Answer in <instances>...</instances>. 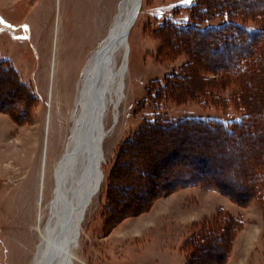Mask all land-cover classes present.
Here are the masks:
<instances>
[{
    "label": "rangeland",
    "instance_id": "obj_1",
    "mask_svg": "<svg viewBox=\"0 0 264 264\" xmlns=\"http://www.w3.org/2000/svg\"><path fill=\"white\" fill-rule=\"evenodd\" d=\"M211 2H226L242 16L235 23L264 32V0ZM118 3L0 0V264H32L40 240L35 227L39 215L41 226L48 216L81 71L107 35ZM190 4L143 0L129 37L120 115L105 118L104 181L82 223L74 264H264L261 194L241 203L197 183L157 191V181L170 186L203 172L242 198L264 171V37L229 39L219 49L217 34L214 42L195 30L178 35L174 27L193 23ZM255 11L262 12L257 20L249 15ZM208 18L204 28L222 22L215 13ZM242 57L249 67L237 76ZM243 102L255 126L244 124L240 144L227 132L147 129L153 122L239 121ZM154 169L159 176L147 185L141 171ZM218 233L225 241H210L212 248L196 258L197 242Z\"/></svg>",
    "mask_w": 264,
    "mask_h": 264
},
{
    "label": "bare ground",
    "instance_id": "obj_2",
    "mask_svg": "<svg viewBox=\"0 0 264 264\" xmlns=\"http://www.w3.org/2000/svg\"><path fill=\"white\" fill-rule=\"evenodd\" d=\"M133 3L134 0H119L117 13L113 21L119 15L124 17L130 11ZM137 19L130 29L129 37ZM109 30L107 35L91 50L81 71V79L77 85L78 95L71 112L72 125L70 133L66 141L65 151L57 161L53 173V197L46 206L48 216L45 224L41 226L42 214L39 215V225L35 227L38 230L40 240L34 251L32 264H64L67 256L73 263L72 251L78 245L79 240L77 244L68 249L66 238H59V233L63 227L62 225L71 218L74 212L76 214L78 212L82 213L83 207L78 208V205L82 199L86 198V193H89L97 179V175L92 174L91 159L93 158L88 152V138L86 137H93L97 144L104 132L105 141L109 135V132L105 129V118L109 112H112L114 120L117 121L121 105L125 99L129 51L127 54L125 46L107 41ZM103 144L102 162H98L99 151L96 149V152L94 151L96 156L94 161L100 164L101 169L104 161ZM90 146L93 147L94 144L91 143ZM88 208L85 211L83 221ZM59 222L61 225H59Z\"/></svg>",
    "mask_w": 264,
    "mask_h": 264
},
{
    "label": "trees",
    "instance_id": "obj_3",
    "mask_svg": "<svg viewBox=\"0 0 264 264\" xmlns=\"http://www.w3.org/2000/svg\"><path fill=\"white\" fill-rule=\"evenodd\" d=\"M238 1H240V0H238ZM188 7H189L188 10L194 14V16H192L193 17V20H192L193 23L189 24L188 26H183L180 29L174 27V29H177V31L179 32L178 35H183L186 32L195 30L199 34L205 35V37H207V39L209 41L214 42L211 39V36L217 34V36L215 37V42L218 43L219 47H217V48H219V49H224L225 47H227V42H228L227 40H229V39H231L234 42V40H237L238 38H241L242 36H246L249 38L250 41L253 39H256L258 37H259V41H261L262 40L261 38L264 37V32H262V29H260L258 31H250L246 27H244L238 23H235V20L238 19L239 17H242V16H240L239 13H236L235 12L236 9H234L233 6L228 5L226 2H225V4H220V7H216V6H213V3L211 2V0H192L191 4ZM198 10L202 11L200 13L201 16L195 15V13L198 12ZM213 13L217 14L222 19L221 24L217 25V26H211L209 28H207V27L204 28L203 27V24H204L203 18H207L209 20L208 17H210ZM261 13L262 12L255 11V13H251L249 15H251L253 19L257 20L258 17H261V15H262ZM244 16H247V15H244ZM231 33H233V34H231ZM212 51L215 52L216 51L215 48H213ZM245 59H246V57H242L239 60L236 59L235 70L237 71V76L239 74H244L248 70L249 66L246 63ZM221 73L225 75V73H227V71L225 69H222ZM226 75H228V74H226ZM242 104L244 105V106L242 105L244 115H243L242 119L239 121L223 123V122H214V121L212 122V121H202V120H194V121L185 120L183 122H180L179 124H168V125L166 123H162V124L159 123L158 124V123L153 122V123L149 124L147 129H149V132H151V133L178 132L183 127L206 129L210 133H212L213 135L215 133H218V132H227L228 137H235L234 139L236 140V143L240 144L243 141V137H242L243 134L242 133L246 127V126H244V124L246 122H250V120H251V122H250L251 125L249 126V128H252L253 126H255V123L253 122L254 113L249 111L250 110V108L248 107L249 103L243 102ZM255 114H256V112H255ZM141 172L143 174H140V176H141L142 180L146 181L147 185H149L148 180H147L149 177L151 179V177H154V176L158 177L159 176L158 173L155 171V169H154V171L148 172V171L142 170ZM256 172L257 171H255V173ZM201 173H203V172H198L197 176H190L185 180L175 179L174 181L171 182L170 186L165 185L164 183L157 181V191H159L160 193H166V192H168V190L171 191V190H174V189H176L180 186H183V185H188L190 183H197V184H200V185H203L206 187H211V188L217 189L218 191L223 192L224 194L228 195L229 197H231L235 201H238L241 203H246L250 198H252L256 194L257 195L261 194L264 198V171H262V170L260 171L259 176H256L255 180L250 182L249 187L243 188L244 194H243L242 198L236 197L237 195L236 196L233 195L232 192L229 191L228 189H227L228 190L227 191L224 188V185L221 184V182H217L215 177L211 176V174L208 176L207 175L205 176L203 174L200 175ZM255 175H257V173ZM156 192L151 193V196L153 194L155 195ZM231 219L229 218L228 220L231 221ZM232 220H234V219H232ZM225 237L226 236L224 233H218V234H210L206 238H203L201 241L199 240L197 242L198 246L196 247L197 248V254H196L197 257L196 258H199V254H202V255L207 254V252L212 248L210 241L215 240V239L216 240L220 239L222 241H225ZM226 252H227V249L224 251V255H226ZM217 256H219L217 258H220L219 252H218Z\"/></svg>",
    "mask_w": 264,
    "mask_h": 264
},
{
    "label": "water",
    "instance_id": "obj_4",
    "mask_svg": "<svg viewBox=\"0 0 264 264\" xmlns=\"http://www.w3.org/2000/svg\"><path fill=\"white\" fill-rule=\"evenodd\" d=\"M143 2L142 0H134V3L130 7V11L123 16L119 15L117 16L113 21L112 27L109 30V34L107 37V41L109 43H119L120 46H125L127 50V54L129 51V32L132 26L134 25L139 11L141 9ZM122 18V19H121ZM104 136L105 133H102L101 139L98 140L97 144L95 143L93 137H86L88 138L87 140V145H88V152L92 156V174L97 175V179L95 180V185H92V188L89 190V193L87 192L86 198L82 199V201L79 203L78 208H82V213L76 214L74 212L71 216V218L66 221L61 228V232L59 233V238H66V244L67 248H71L75 244H77L80 234H81V223L83 221L85 211L88 208L89 204L92 202L93 198L96 196V194L99 192V190L102 187L103 179H104V174L102 169L100 168L99 163H95L94 157L95 156V149L99 151V160L98 162H102L103 160V152H102V142L104 141ZM93 143L94 146L91 147L90 144ZM95 151V152H94ZM98 157V156H97ZM87 191V188H86ZM77 210V209H76ZM77 216V218H75ZM75 218V219H74ZM60 219V218H59ZM59 225L61 223L59 222ZM61 240V239H60ZM53 254V253H52ZM64 264H73L72 260L67 256L65 258Z\"/></svg>",
    "mask_w": 264,
    "mask_h": 264
},
{
    "label": "snow or ice",
    "instance_id": "obj_5",
    "mask_svg": "<svg viewBox=\"0 0 264 264\" xmlns=\"http://www.w3.org/2000/svg\"><path fill=\"white\" fill-rule=\"evenodd\" d=\"M181 2L185 4H190L192 0H181ZM0 22H5V21H3V18H0Z\"/></svg>",
    "mask_w": 264,
    "mask_h": 264
}]
</instances>
